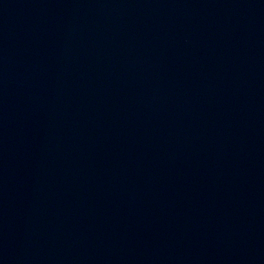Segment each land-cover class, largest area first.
Returning a JSON list of instances; mask_svg holds the SVG:
<instances>
[{
  "label": "water",
  "instance_id": "water-1",
  "mask_svg": "<svg viewBox=\"0 0 264 264\" xmlns=\"http://www.w3.org/2000/svg\"><path fill=\"white\" fill-rule=\"evenodd\" d=\"M0 264H264V0H0Z\"/></svg>",
  "mask_w": 264,
  "mask_h": 264
}]
</instances>
